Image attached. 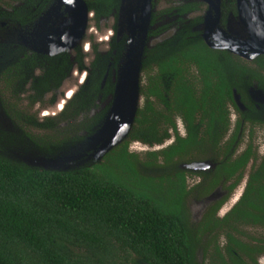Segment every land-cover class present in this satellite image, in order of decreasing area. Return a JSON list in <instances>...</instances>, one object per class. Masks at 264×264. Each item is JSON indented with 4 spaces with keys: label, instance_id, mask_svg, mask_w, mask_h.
Instances as JSON below:
<instances>
[{
    "label": "flooded vegetation",
    "instance_id": "1",
    "mask_svg": "<svg viewBox=\"0 0 264 264\" xmlns=\"http://www.w3.org/2000/svg\"><path fill=\"white\" fill-rule=\"evenodd\" d=\"M2 1L7 6L2 5L0 10L29 16L26 24H15L21 38L27 39L25 33L31 29L35 46L40 47L39 43L41 47L52 45L56 49L51 54L49 50L28 54L36 65L42 59L51 62L45 77L36 80L40 85L46 83L47 92L53 89L59 94L50 104L52 107L58 100L52 108L55 111L50 115L39 113L42 117L61 113L76 99L93 112L89 115L92 126H100L113 96L119 100L128 88L136 90L137 99L142 97L143 101L135 108L134 117L144 106L145 95L153 108L165 112L163 101L174 92L179 93L174 89L177 82L190 88L195 100L205 94L206 107L211 105L212 112L203 115L196 111L194 127L197 139L201 138L206 146L193 147L189 154L194 152L192 160L208 161L213 166L191 168L179 164L172 172H166L163 151L174 143L175 133L186 136L185 124L178 114L172 115L175 131L168 128L169 136L160 143L150 145L129 139L127 134L120 143L127 142L128 153L149 152L153 166L146 169L154 167L157 158L163 159L156 167L160 174L151 178L163 189L168 181L176 180V172L183 173L188 191L187 174L197 178L193 186L199 199L218 189L217 197L202 213L210 212L205 214L206 219L224 218L239 201L249 175L257 172L264 154V0ZM38 22L42 27H35ZM5 26L6 23L0 27ZM23 44L27 42L22 41ZM183 50L190 56L182 55ZM166 62L169 67L162 64ZM172 65L179 70L171 72ZM155 82L157 86L152 88ZM150 90L163 97L155 98ZM220 95L215 104L212 96ZM177 117L184 133H180ZM213 139L217 140L215 145H211ZM247 152L246 162L236 169L221 166ZM182 156L175 155L172 160ZM230 171L239 177L237 183L234 178H226ZM213 176H221L219 183L200 195L197 189L207 186ZM189 197L190 194L185 205Z\"/></svg>",
    "mask_w": 264,
    "mask_h": 264
},
{
    "label": "trees",
    "instance_id": "2",
    "mask_svg": "<svg viewBox=\"0 0 264 264\" xmlns=\"http://www.w3.org/2000/svg\"><path fill=\"white\" fill-rule=\"evenodd\" d=\"M28 20V15L0 10V21L6 26L17 22L24 25ZM182 55L190 56L185 50ZM35 66L31 56L23 52L16 64L21 86ZM169 70L179 69L172 65ZM41 87L47 91L45 82ZM174 89L179 93L163 101L165 112L153 108L145 95L144 106L136 111L127 133L129 139L160 143L169 136L168 128L175 131L172 115H180L186 136L175 133L174 143L163 151L167 164L175 155L184 156L193 147L206 146L197 139L194 113L212 112L210 101L206 107L205 94L195 100L183 82H177ZM150 92L157 99L163 97L158 91ZM221 97L212 96L215 104ZM216 142L213 139L211 145ZM119 146L105 154L104 162L65 171L29 167L0 153V264H201L196 258L198 230L194 231L187 219L185 198L190 191L186 190L183 173L176 172V180L168 181L163 189L139 172V161L127 152L126 141ZM248 153L221 166L234 170L246 162ZM143 166L153 163L148 161ZM228 174L226 178L238 182L232 171ZM220 179L213 176L207 186L197 189L199 194H207ZM229 220L264 227V154L257 172L249 175L239 201L210 226ZM227 239L244 254L264 253V238L244 247L231 235ZM227 251L232 253L228 247Z\"/></svg>",
    "mask_w": 264,
    "mask_h": 264
},
{
    "label": "rangeland",
    "instance_id": "3",
    "mask_svg": "<svg viewBox=\"0 0 264 264\" xmlns=\"http://www.w3.org/2000/svg\"><path fill=\"white\" fill-rule=\"evenodd\" d=\"M2 5H6V2L0 1V7ZM35 27H42V24L38 22ZM20 34L15 25L0 27V133L3 135L0 138V153L16 163L45 170L65 171L104 162L106 158L103 154L109 153L118 143L121 144L125 137L106 153L99 154L105 145L104 142L110 138L109 135L112 133L110 128L120 126L129 118L125 113L128 106L127 98L122 105L120 120L119 113L115 111L117 99L115 95L113 96L112 104L100 126H92L90 122L92 118L89 115L93 112L86 110L87 108L83 107L85 105L81 106L82 103L79 104L76 99L57 115L40 116L41 110L50 108V104L59 94L53 91V86L50 87L51 91L45 92L39 83V78L45 77L51 65V62L45 59L30 69L26 82L20 85L17 74L19 71L17 72L16 67L20 55L23 52L31 54L42 51L33 44L31 29L25 33L28 40L21 38ZM22 41H26L27 44L22 45ZM24 68L23 73L27 67ZM127 90L129 91V88ZM142 103V97L138 98L135 108L140 107ZM177 121L181 122L178 117ZM183 131L181 122L180 133H184ZM147 153L149 152H134L139 161V172L156 179L161 172L156 167L163 163V159L157 158L156 165L146 169L143 163L152 158ZM195 156L194 152H190L172 160L171 164H166V168H163L166 172H172L179 164L183 167L194 162L192 159ZM187 175L186 186L190 191V197L186 201L189 221L193 230H198L197 235L200 238V244L196 249L197 261L201 264H264V253L250 251L248 256L240 251L239 246L232 247L227 239V235H231L241 246L256 245L257 240L264 238V227L246 226L230 220L217 227H211L210 225L219 219H206L205 214L210 212H202L208 203L202 206L203 199L197 198L194 194L196 190L193 185L197 178L191 174ZM222 204L225 205V201ZM229 207L230 205L225 207V210ZM214 217L218 218L216 214ZM207 225L209 230L206 229ZM227 247L232 253H228Z\"/></svg>",
    "mask_w": 264,
    "mask_h": 264
},
{
    "label": "water",
    "instance_id": "4",
    "mask_svg": "<svg viewBox=\"0 0 264 264\" xmlns=\"http://www.w3.org/2000/svg\"><path fill=\"white\" fill-rule=\"evenodd\" d=\"M5 24V22H0V26H3ZM47 36H44V39H46ZM40 47L42 46L41 44L37 43ZM39 47V48H40ZM49 49H48V48ZM40 50H49V54H51V52H53V50H56L55 48L52 47V45H47L45 47H41ZM48 52V51H46ZM128 91V90H126ZM124 92V94H122L120 97H119V100H117L116 104L117 107L115 108V111L117 113H119V117H120V120L122 119L121 118V109H122V105H123V102L124 100H126L125 98H127L128 100V106H127V111H125L126 114H128L129 118L127 120H125L124 122H122V124L118 127H111L110 129H112V133L109 135L110 138L105 141V145L104 147L100 150L99 154L102 155L103 153H105L107 150H109L112 146L116 145V143H118V141H120V139L124 136H126L131 124H132V121H133V117H134V112H135V105H136V100H137V92L136 90L133 89V91L129 90L128 93L127 92ZM58 101V100H57ZM57 101L54 103V106L55 104L57 103ZM50 107L48 109H43L41 110V113L42 112H54V110H52V108L54 107ZM123 110V109H122ZM123 114V113H122ZM185 166L187 167H191V168H204L205 166L207 167H211L213 166L210 162L208 161H194V162H191L189 164H186ZM47 170V169H46ZM57 171V170H55ZM217 191L218 189H216L214 192H212L211 194H209L208 196H206L205 198H203L202 200V206L203 204H207L209 202H211L212 200H214L216 197H217Z\"/></svg>",
    "mask_w": 264,
    "mask_h": 264
},
{
    "label": "bare ground",
    "instance_id": "5",
    "mask_svg": "<svg viewBox=\"0 0 264 264\" xmlns=\"http://www.w3.org/2000/svg\"><path fill=\"white\" fill-rule=\"evenodd\" d=\"M55 107V106H54ZM55 111V110H54ZM52 112H47V111H45V112H42L41 114L42 115H50Z\"/></svg>",
    "mask_w": 264,
    "mask_h": 264
}]
</instances>
